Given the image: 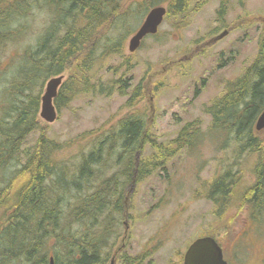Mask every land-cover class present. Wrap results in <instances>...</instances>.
<instances>
[{
  "label": "rangeland",
  "instance_id": "obj_1",
  "mask_svg": "<svg viewBox=\"0 0 264 264\" xmlns=\"http://www.w3.org/2000/svg\"><path fill=\"white\" fill-rule=\"evenodd\" d=\"M144 2L121 0V6L131 12L124 30L117 34L122 51L101 57L99 51L104 49L96 50L89 86L66 102L65 97L58 101L61 106L55 105L54 122L46 123L38 113L41 130L45 128L61 146L54 158L67 163H76L79 152L90 149L92 139L112 131L127 116L143 119L152 140L171 150L157 167L153 159L157 151L149 143L134 156L152 170L128 191L125 223L105 264L112 257L115 264H123L125 255L139 257L138 264H181L188 245L204 235L220 241L231 264H264V212L252 221L238 199L227 201L222 205L226 208L219 210L208 194L212 181L225 171L236 172L240 189L255 181L257 154L241 149L232 137L213 128V105L258 53L264 36V0H188L183 11H175L176 3ZM161 4L168 13L157 32L130 52L129 37L149 9ZM39 8L22 19L19 37L0 50V119L7 97L3 89L23 51L36 44L49 22L46 11ZM225 30L223 37L212 41ZM63 75L59 90L70 74ZM46 82L33 89V94L40 95L39 108ZM136 92L140 96L133 98ZM64 95H70L68 90ZM187 123L199 126L201 136L180 148L172 142ZM41 130L26 138L23 149L37 140ZM255 133L264 139V129ZM12 168L0 170V191L4 175L10 176ZM116 169L105 167V176ZM17 186L13 184V190Z\"/></svg>",
  "mask_w": 264,
  "mask_h": 264
},
{
  "label": "trees",
  "instance_id": "obj_2",
  "mask_svg": "<svg viewBox=\"0 0 264 264\" xmlns=\"http://www.w3.org/2000/svg\"><path fill=\"white\" fill-rule=\"evenodd\" d=\"M187 1L144 3H176L175 11H183ZM36 8L46 11L49 22L36 44L23 51L3 89L8 98L0 119V170L15 168L10 176L4 175L0 191V264H50L51 257L53 264H105L128 208L125 186L152 170L134 156L149 143L156 148L157 167L171 150L152 140L143 119L127 116L112 131L92 139L90 149L81 150L76 163L54 158L61 146L45 128L41 130L40 95L33 94V89L67 71L70 75L58 89L54 104L59 108V100L65 97L66 102L85 90L95 51L104 49L99 51L101 57L122 51L117 34L124 30L131 12L121 6V0H0V50L19 37L20 22ZM65 90L70 95H64ZM139 96L136 92L133 98ZM213 109V128L232 137L241 149L257 154V161L252 185L240 189L236 172L225 171L210 184L209 198L219 210L226 208L222 205L227 201L238 199L253 221L264 212V139L254 130L264 110V36L254 61L229 83ZM37 129L41 130L37 140L23 149L26 138ZM200 136V127L187 123L172 143L191 146ZM105 167L118 169L106 177ZM13 184H18L14 190ZM123 258V264L140 262L137 256Z\"/></svg>",
  "mask_w": 264,
  "mask_h": 264
},
{
  "label": "water",
  "instance_id": "obj_3",
  "mask_svg": "<svg viewBox=\"0 0 264 264\" xmlns=\"http://www.w3.org/2000/svg\"><path fill=\"white\" fill-rule=\"evenodd\" d=\"M165 13L166 8L162 5L155 6L148 11L138 30L129 38L128 50L130 52L139 47L142 38L146 34L157 32ZM62 79V75L49 78L40 97L39 116L46 123H52L57 118L54 98ZM254 128L256 131L264 129V110L257 117ZM50 264H53L52 258H50ZM108 264H115V257H112ZM183 264H227V262L223 259L222 248L217 239L214 236L205 235L194 239L188 245L183 255Z\"/></svg>",
  "mask_w": 264,
  "mask_h": 264
},
{
  "label": "flooded vegetation",
  "instance_id": "obj_4",
  "mask_svg": "<svg viewBox=\"0 0 264 264\" xmlns=\"http://www.w3.org/2000/svg\"><path fill=\"white\" fill-rule=\"evenodd\" d=\"M162 6H164L165 8H166V13H165V16H164V18H163V20L165 19V17H166V15H167V13H168V8L164 5V4H161ZM156 6V5H155ZM155 6H153V7H155ZM157 6H159V5H157ZM153 7H151V8H153ZM150 8V9H151ZM149 9V10H150ZM148 13V12H147ZM143 22V21H142ZM163 22V21H162ZM142 24V23H141ZM140 24V25H141ZM161 25V24H160ZM140 27V26H139ZM138 27V28H139ZM138 28H137V30H138ZM159 28V27H158ZM136 30V31H137ZM135 31V32H136ZM134 32V33H135ZM133 33V34H134ZM227 33V31L225 30L223 33H221V34H219L218 36H216V37H214L213 39H212V41H215V40H217V39H220L221 37H223L225 34ZM132 34V35H133ZM155 34V33H154ZM131 35V36H132ZM149 35H153V34H146L143 38H142V40H141V42L143 41V39L144 38H146L147 36H149ZM130 36V37H131ZM129 37V38H130ZM129 41V40H128ZM141 42H140V45H141ZM139 45V46H140ZM138 48V47H137ZM198 94V90H196L195 91V95H197ZM138 155V154H137ZM137 162H138V160H137ZM137 162H136V165H137ZM136 171V170H135ZM136 173V172H135ZM134 173V174H135ZM135 183H136V180H135V178L133 177L129 182H127V184H126V186H125V193H126V198L128 199V191L130 192V191H132L133 190V188H134V185H135ZM125 223V222H124ZM218 243H219V241H218ZM220 244V243H219ZM220 246H221V248H222V253H223V259L227 262V264H231L230 263V261H228V259L226 258V254H225V249H224V247H222V245L220 244ZM185 253V252H184ZM184 255V254H183ZM183 255H182V257H181V264H183ZM122 261H123V259H122Z\"/></svg>",
  "mask_w": 264,
  "mask_h": 264
},
{
  "label": "bare ground",
  "instance_id": "obj_5",
  "mask_svg": "<svg viewBox=\"0 0 264 264\" xmlns=\"http://www.w3.org/2000/svg\"><path fill=\"white\" fill-rule=\"evenodd\" d=\"M128 12H129V11H128ZM136 49H137V48H136ZM136 49H135V50H136ZM135 50H134V51H135ZM132 52H133V51H132ZM58 76H60V75H58ZM62 76H63V78H64V75H62ZM48 78H49V77H48ZM62 81H63V79H62ZM42 83H43V81H42ZM105 163H107V162H105ZM51 258H52V257H51ZM52 259H53V258H52Z\"/></svg>",
  "mask_w": 264,
  "mask_h": 264
}]
</instances>
